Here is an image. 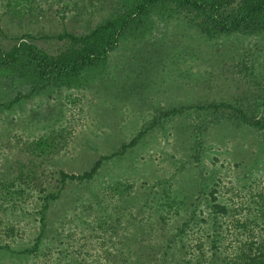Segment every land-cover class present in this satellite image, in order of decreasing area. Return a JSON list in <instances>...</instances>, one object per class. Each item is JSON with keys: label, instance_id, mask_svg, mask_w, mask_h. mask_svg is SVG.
I'll list each match as a JSON object with an SVG mask.
<instances>
[{"label": "rangeland", "instance_id": "1", "mask_svg": "<svg viewBox=\"0 0 264 264\" xmlns=\"http://www.w3.org/2000/svg\"><path fill=\"white\" fill-rule=\"evenodd\" d=\"M125 1L0 0V48L29 33L56 54L68 42L54 36L84 33ZM193 17L153 9L69 85L0 65V264H64L85 251L109 264L102 242L116 218L113 263L134 264L125 242L146 246L144 264H235L242 242L264 243V125L251 123H264V32L208 38ZM142 131L94 177L61 184L60 170L81 174Z\"/></svg>", "mask_w": 264, "mask_h": 264}, {"label": "trees", "instance_id": "2", "mask_svg": "<svg viewBox=\"0 0 264 264\" xmlns=\"http://www.w3.org/2000/svg\"><path fill=\"white\" fill-rule=\"evenodd\" d=\"M167 5H171L174 11L193 13V21H195L200 32L204 33L208 38H215L221 35L264 32V0H134L132 3L125 1L122 4V10H119L115 15L109 16V18H105L102 23L96 24L84 33L72 34L65 31L54 36L60 40L66 39L68 42L67 46L56 54H49L38 48L31 41L33 39L31 34H22L9 50L0 48V65L6 68L18 65L22 68L30 69L40 78L44 85L49 82H64L69 85L80 72L95 66L99 62H107L110 52L118 47L121 37L127 33L128 29L144 23L153 9ZM20 99H22L21 95L14 97L11 104ZM178 111L175 108L171 110L172 113ZM239 114L242 119L248 120L243 113L239 112ZM251 123L257 127L264 125L263 120H254ZM143 131L129 143L122 144L121 148L116 152L99 156L92 167L81 174L66 173L60 170L61 184L66 179H78L81 181L94 177L106 160L122 154L128 147L134 146L139 136L143 135ZM39 145L43 152L47 151L45 142L40 141L36 146ZM61 189L62 187L60 186L58 192L46 193L43 210L47 206V201L58 197ZM214 192L215 190L211 192V199L215 201ZM211 208L216 213L223 215L227 213V207L224 204L214 202ZM43 218H41L42 221ZM116 220L117 226H110L107 229L108 236L106 235L102 242L105 248L102 249L101 254L105 253L110 256L109 264H119L113 263L116 255L112 254L110 250V246L122 241L114 237L116 236L114 233L122 226V223L117 218ZM235 223L240 227L244 226L239 219H236ZM139 237L140 233L135 236L130 231L123 235L124 239H131L133 244L135 241H139ZM242 243L241 249L235 256V264H264V243L254 244L252 238H249L248 242ZM125 245V250L120 248L121 255H123L125 261H129L134 257V264L147 263L146 259H142L143 254L141 251V249L146 247L145 245H139L135 250L129 248L130 242H125ZM168 247L171 248L172 245L169 243ZM244 247L247 248L244 249ZM164 253L166 254V251ZM98 257L99 254H88L85 251L83 254L78 255L77 258L73 257L72 260L64 264H70L69 262L75 264H92V262L105 264L103 259L98 261Z\"/></svg>", "mask_w": 264, "mask_h": 264}]
</instances>
